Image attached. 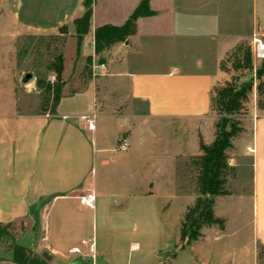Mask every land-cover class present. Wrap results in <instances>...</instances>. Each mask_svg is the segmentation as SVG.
I'll return each instance as SVG.
<instances>
[{
    "label": "crops",
    "instance_id": "0c3cea01",
    "mask_svg": "<svg viewBox=\"0 0 264 264\" xmlns=\"http://www.w3.org/2000/svg\"><path fill=\"white\" fill-rule=\"evenodd\" d=\"M84 1L0 0V225L35 217L38 250L49 254L52 264H97V259L103 260L99 264H262L264 110L250 115L252 148L248 142L245 153L248 156L254 152L255 156L251 163L254 183L250 216L243 217L242 210H238L230 221L218 217L215 207L220 197H215L212 209L216 217L224 220V229L203 228L202 237L183 248H179L178 235L174 250L161 254L159 248L150 247L156 238L166 236L167 200L150 208L148 214L137 211L132 215L148 222L142 228V242L137 240L133 221H129L132 216L124 213L128 207L135 210L140 197L145 203L157 198L160 181L172 187L168 193L175 192L176 185L165 179V173L170 171L160 176L164 152L171 154V144L167 151L159 152L160 158L155 157L154 146L164 142L165 137L154 130V125H189L208 116L212 87L229 80L219 71L221 59L249 37H264V0L92 1L90 32L79 48L84 57L95 54L96 28L124 25L144 1L151 12L136 20L135 35L102 53L103 71L124 79L129 85L130 100L146 107L139 119L145 125L143 132L131 140L127 151L116 152L110 158L107 150L97 145L99 137L87 132L79 120L93 114V103L87 94L60 99L49 114L16 111L11 62L19 34L65 28L76 55L74 22L85 12ZM75 98H82L89 110L78 114L70 109L60 110L65 101L71 105ZM95 127L96 119L94 130ZM254 128L259 133L254 134ZM198 134L193 144L198 145L199 151V139L208 145L213 138L206 140L202 132ZM175 139L178 151L183 146L187 148L185 136L177 135ZM136 144L147 157L143 166L149 174L145 180L147 188L141 193H125L112 204L117 198L102 189L106 171L119 153L125 154L121 158L125 159L124 166L133 170L126 153ZM260 187L263 199H258ZM88 190L95 197L93 207L79 204V198ZM120 217L125 222L114 224V219L118 221ZM130 225L132 230L125 232ZM82 241H88V246H82ZM74 249L79 252L74 253Z\"/></svg>",
    "mask_w": 264,
    "mask_h": 264
},
{
    "label": "rangeland",
    "instance_id": "374dc122",
    "mask_svg": "<svg viewBox=\"0 0 264 264\" xmlns=\"http://www.w3.org/2000/svg\"><path fill=\"white\" fill-rule=\"evenodd\" d=\"M86 1L91 6L93 0ZM23 13L26 14V10ZM62 29L65 30L64 35L60 33V30L56 32L28 30L21 32L16 39L13 45V60L11 62L16 111L30 115L49 114L54 108L56 92L60 94V99L76 94H87L93 103L92 115L96 119V127L91 135L96 134L99 137L97 145L107 150L108 158L113 157L116 152L127 151L131 140L136 139L145 128V125H142L139 120L140 116L146 112L145 105L130 100L129 85L124 79L111 76L109 70L103 71L104 65L101 64V58L105 54L84 57L79 51L76 55H73L72 49L74 48L71 49L67 31L65 28ZM246 42L252 52L253 70L240 76L239 83L250 82L252 87L244 111L237 116L241 123L242 132L232 140V148L226 152L228 163L236 168L237 174L235 180L228 182L231 194L220 197L215 207L216 215L227 218L229 221L234 219L238 210H242L243 217L250 216V196L254 183L251 163L252 158L255 159L254 152L247 154L250 156V161L249 157L245 155L248 142L250 148H252L251 120L253 118L250 115L255 110L257 113H263L264 110V59H258L254 56L258 43L264 45V37L251 36ZM107 59L108 57L104 61H107ZM58 67L62 69L59 75L55 72ZM210 68L211 65L208 69L209 72ZM257 73L261 75L258 76ZM27 74L31 75V80L23 84V77ZM69 103L70 101H65L60 110L70 109L76 114L89 110L88 105H85L82 98H75L71 105H66ZM217 121V114L210 112L208 116L189 125L179 123L154 125V130L165 137L164 142L154 146L153 151L157 153L155 157L160 158L159 152H164L168 144H171V154L164 152L165 163H162L160 176L164 177L163 174L167 170L170 171V174L165 173V179L166 181L169 179L176 185L175 192L168 193V190H171L172 187L160 181L161 183L159 182L157 185V198H154L150 203L148 201V203H145L141 200L143 198L140 197L138 198L140 200L138 207L135 210L128 207L124 213L131 216L136 215L135 212L137 211L140 214H148L150 208L156 207L157 203H164L167 200L166 226L164 228L166 236L156 238L155 241L152 239L154 245L150 249L156 250L159 248L161 254H168L169 250H174V246L178 242L182 215L193 205L196 197L190 171L185 169L183 165L191 155L199 153L198 145L195 147L193 144V138L195 136L199 137V132L203 133L206 140L214 138ZM258 121H263V118ZM183 130H186L185 134H182L184 133ZM256 132L259 133V130L256 131L254 128V134ZM177 135L185 136L187 148L183 146L180 151L177 150L174 142ZM144 153L136 144L126 153L130 156L127 162L130 163L133 170L124 166L125 159L121 158L125 154L119 153L115 157L114 164L106 171V174L104 173L105 179L102 189L111 197L117 198L112 201V204L118 202V198L124 196L125 193H141L147 188L145 180L149 177V174L143 170L147 160ZM258 199H263V187L259 188ZM117 215L119 217V214ZM35 219L33 217L29 221L17 220L1 226L0 260L10 261L15 249H25L40 260H46L48 264H52L49 254L38 250L35 230L37 221ZM123 221L124 218L120 217L118 221L114 219L113 222L122 225L125 222ZM129 221H133L132 224L136 227L134 232L138 233L139 239L137 240L142 242V228L148 222L138 221L135 216H132ZM131 225L125 229V232L132 230ZM112 237H115V233H112ZM100 260L97 259V264L102 263L103 260ZM262 264H264V261Z\"/></svg>",
    "mask_w": 264,
    "mask_h": 264
},
{
    "label": "trees",
    "instance_id": "16d2710c",
    "mask_svg": "<svg viewBox=\"0 0 264 264\" xmlns=\"http://www.w3.org/2000/svg\"><path fill=\"white\" fill-rule=\"evenodd\" d=\"M84 8L85 12L82 17L74 22L77 53L83 38L89 34L91 28V6L86 0ZM150 15L147 2L144 1L124 25L96 28L93 33L94 53L100 55L117 44L127 41L129 37L135 35L136 20ZM59 30L61 34H65L64 29ZM252 70L253 56L246 41L235 45L219 62V71L228 75L229 80L216 84L210 91V112L216 113L218 116L213 141L206 145L199 139V153L190 156L183 165L190 171L196 197L181 221L179 248L200 239L203 228L215 226L219 230L224 229V220L216 217L213 212V199L230 195L228 182L236 179V168L229 165L226 152L232 148V140L242 132L237 116L244 111L252 87L250 82L239 83L240 76ZM61 71V67H58L55 72L59 75ZM256 75L260 76L261 74L257 73ZM59 101L60 94L56 92L54 108ZM54 108L51 112L54 111ZM10 261L15 264H48L46 260H40L25 249H15Z\"/></svg>",
    "mask_w": 264,
    "mask_h": 264
},
{
    "label": "built area",
    "instance_id": "2783aa9c",
    "mask_svg": "<svg viewBox=\"0 0 264 264\" xmlns=\"http://www.w3.org/2000/svg\"><path fill=\"white\" fill-rule=\"evenodd\" d=\"M254 56L258 59H264V45H261L258 43L256 51L254 52ZM80 122H82L85 130L87 132H93L94 131V121L95 117L92 116H81L79 118ZM95 203V197L91 190H88L85 195L79 198V204L86 206V207H93ZM82 246H88V241H82ZM92 245L89 246L91 248ZM78 249H74V253H78Z\"/></svg>",
    "mask_w": 264,
    "mask_h": 264
},
{
    "label": "water",
    "instance_id": "95a60500",
    "mask_svg": "<svg viewBox=\"0 0 264 264\" xmlns=\"http://www.w3.org/2000/svg\"><path fill=\"white\" fill-rule=\"evenodd\" d=\"M29 80H31V75L27 74L23 77L22 83L25 84L27 83ZM0 264H15L11 261H4V260H0Z\"/></svg>",
    "mask_w": 264,
    "mask_h": 264
},
{
    "label": "bare ground",
    "instance_id": "6f19581e",
    "mask_svg": "<svg viewBox=\"0 0 264 264\" xmlns=\"http://www.w3.org/2000/svg\"><path fill=\"white\" fill-rule=\"evenodd\" d=\"M262 45V44H261Z\"/></svg>",
    "mask_w": 264,
    "mask_h": 264
}]
</instances>
